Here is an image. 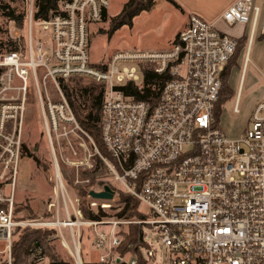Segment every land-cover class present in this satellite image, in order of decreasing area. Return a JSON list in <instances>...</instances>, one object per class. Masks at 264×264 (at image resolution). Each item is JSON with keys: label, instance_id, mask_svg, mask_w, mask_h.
<instances>
[{"label": "built area", "instance_id": "2783aa9c", "mask_svg": "<svg viewBox=\"0 0 264 264\" xmlns=\"http://www.w3.org/2000/svg\"><path fill=\"white\" fill-rule=\"evenodd\" d=\"M109 6L110 0H61L57 14L36 21L46 35L35 44V0H28L26 49L0 54V244L6 264H12L15 233L28 227H54L74 264H85L83 228L100 251L97 263L138 264L133 244L124 254L119 251L122 230L132 224L143 227L144 244L139 250L147 264H157L156 243L168 250V264H264V101L256 104L250 129L236 139L220 130L214 114L220 76L236 52L238 38L220 30L216 21L193 14L170 49L119 52L108 63L94 65L89 54L90 25L102 22ZM219 19L229 26L250 25V47L259 24L264 35V0H235ZM147 64L169 77L156 103L136 100L121 90L130 81L141 82L140 67ZM73 78L91 79L105 87L100 125L109 157L98 149L96 154L110 181L121 186L111 187L115 196L121 191L137 200L146 218L115 214L87 219L81 199L70 196L57 169L56 201L49 204L53 219L41 222L17 210L28 86L32 80L37 84L50 80L60 88L61 80ZM243 78L244 72L235 112H239ZM14 89L23 91L22 100L7 96ZM40 99L47 135L67 138L68 132L62 134L61 129L77 122L66 98L45 102L40 92ZM86 164L93 166L90 161ZM90 191L91 212L108 214L112 200L92 198ZM63 228L70 230L73 248Z\"/></svg>", "mask_w": 264, "mask_h": 264}, {"label": "rangeland", "instance_id": "374dc122", "mask_svg": "<svg viewBox=\"0 0 264 264\" xmlns=\"http://www.w3.org/2000/svg\"><path fill=\"white\" fill-rule=\"evenodd\" d=\"M0 1L8 3V0ZM122 1L110 0L109 17L111 16L110 14L114 15L119 11ZM15 5H17L19 12L25 13L24 27L18 29L14 21L7 19L0 12V41L7 40L8 38L20 40L22 36L25 37L26 46L29 36V27L26 19L28 0H19L18 3L12 4V6ZM136 23V26L121 28L112 35L106 33L109 26L108 21L90 25L89 54L91 63L94 65L108 63L112 60L113 55L119 52H135L142 49L151 51L164 50L170 43V38L177 28L179 19L176 15L167 12L162 2H158L151 11L142 14ZM260 25L258 26L255 38L252 39L251 46L249 47L248 42V46L243 49L244 52L240 51L241 54L239 53L237 55V66L232 69L228 81L229 86L234 91V95L223 106L218 126L231 139L241 137L250 129L252 125V112L259 101H264V35L260 34ZM217 27L234 37H239L243 34L248 36L250 32V25L240 23L227 27L221 21H218ZM33 34L35 44L41 36L46 35L42 27L36 24V20L33 23ZM248 50L249 53L247 54ZM237 57L234 59V62H236ZM246 61V68H244ZM243 72L244 78L239 98V112H235L234 105ZM93 83L97 82L87 78H73L65 80L64 82V85L68 87L69 91L73 92V100L79 106L82 116H85L89 111V101L85 96H82V100H79L78 95L85 88L93 85ZM16 85L19 86L20 84ZM59 85L60 88L50 80L46 82L39 80L38 84L35 80H32L25 97L22 131L23 160L18 183L17 201L21 207L20 211H22L25 217L41 222L53 219V212L49 213V204L56 201V193L54 191L56 169L59 168L60 171V166H62L65 169L72 168L74 170L72 184L64 185H66L65 187L72 198L79 197L83 202L84 195L88 194V190L86 192H84L85 190L78 191L74 186H79V188L83 189V186L89 182L88 179H82L81 174L83 171H89L93 168V166L91 168L88 167L86 163L90 161L94 165L96 160L95 156H98L96 154V149L98 148L94 139L80 124L73 106L60 83ZM40 92L45 102L49 100L52 102H60L65 97L70 104L77 124L71 123L66 128L61 129L60 132L62 134L65 131L68 132L67 138H58L56 134H53V138H50L47 135L44 128L45 124L41 119ZM7 96H20L19 100H22L23 91L19 93L18 89H14ZM29 152H33L41 164L37 165L36 161L28 156ZM70 163L74 164L72 165ZM107 179L111 180L110 175L107 176ZM113 186L116 190L121 188L118 183H113ZM97 187L102 188L103 186L96 183L93 188ZM116 196L114 200L110 201L113 206L108 210V216L120 213L124 207L118 200V195ZM84 201H88V196L85 197ZM141 208L143 210L147 209L144 206H141ZM52 211L54 210L52 209ZM28 228L33 229L34 227ZM46 228L48 227H36L35 229ZM127 231V227H124L122 230L124 239ZM82 232H84L81 242V256L83 261L84 263L97 262L100 251L92 244V237L91 240L88 238L87 229L83 228ZM63 233L67 242L73 248V239L70 230L63 228ZM16 236L17 234H15ZM49 239L50 242L48 245L52 249V253L58 258L60 257L66 260L72 258L70 250L62 247L56 231L49 236ZM46 246L44 245L43 249L41 247L35 249L30 257L34 259V264H48L46 255L49 254L46 251ZM155 247L157 264H168V250L157 243ZM3 249L4 245L0 244V262L2 263L6 260V253H2Z\"/></svg>", "mask_w": 264, "mask_h": 264}, {"label": "trees", "instance_id": "16d2710c", "mask_svg": "<svg viewBox=\"0 0 264 264\" xmlns=\"http://www.w3.org/2000/svg\"><path fill=\"white\" fill-rule=\"evenodd\" d=\"M61 0H35V15L34 19L36 21L48 20L59 12V3ZM158 0H128L122 6L121 10L115 16H112L108 19V15L105 12L103 16V21H108L109 26L106 31L109 35L114 34L116 31L124 27H132L134 25L135 19L141 15L143 12L150 11L156 4ZM175 5L177 8L182 9L181 5L175 0H167ZM19 0H8V3H3L0 1V12L7 19L14 21L18 29L24 27L25 22V13L19 12L17 5L12 6V4L18 3ZM249 36L244 34L238 38V46L234 56L227 63L225 70L222 72L221 78V91L219 99L215 106V117L217 122H219V117L222 112L223 106L225 103L230 100L234 91L229 86V78L231 75L232 69L237 66L238 57L237 55L240 51L248 46ZM25 37H20L18 39L8 38L7 40L0 41V54L5 52H14L25 50ZM244 52V51H243ZM241 54V53H240ZM237 57L236 62L234 59ZM141 73V82L130 81L125 86L121 87V90L124 94L134 97L136 100H148L152 103H156L158 96L165 82L169 79L168 75H159L154 71V66L151 64L142 65L140 67ZM65 80H61L60 84L68 97L77 118L80 121L82 127L89 133L90 136L94 139L96 146L99 152L103 156L109 157V153L102 141L101 136V109L104 101L105 87L101 84L93 83L90 87L85 88L79 95L78 99L82 100V96H85L89 101V111L85 116H82L80 113L79 106L73 100V92L69 91L68 87L64 85ZM28 156L32 157L37 165L41 164L40 160L35 156L33 152H29ZM95 164L93 168L89 171H83L81 174L82 179H88L89 182L85 184L82 188L74 186L76 190L86 192L90 191L96 183H99L101 186L108 184L114 190L113 183L107 179L108 169L101 157L98 155L95 156ZM60 171L63 177L64 184L70 185L74 180V170L72 168H63L60 166ZM71 182V183H70ZM65 185V186H66ZM88 194L84 195L83 202L81 203V208L84 211L85 217L87 219H101L104 216H108L104 211L99 210L95 214L91 212L88 207V204L85 200V197ZM118 200L121 204L124 205L122 211L116 214L118 217L129 218V219H140L146 218L148 215L140 211V203L132 198L131 196L124 194L123 192H118ZM17 210L20 211L21 207L18 205ZM127 235L123 241L122 246L120 247V253L124 254L127 252L128 245L133 244V252L139 254V263L138 264H147V261L144 259L142 252L139 250L140 246L144 244L143 242V227L141 225H128L127 226ZM56 229L54 227H49L46 229H31V228H22L18 229L15 234L12 249L11 257L12 264H34V259L30 258L34 253L35 249L41 247L43 249L44 245H47L46 251L49 255H46L48 264H74V260H66L64 258H58L52 249L49 247V236L55 233ZM3 264H6L4 262ZM85 264H99L97 262H85Z\"/></svg>", "mask_w": 264, "mask_h": 264}, {"label": "crops", "instance_id": "0c3cea01", "mask_svg": "<svg viewBox=\"0 0 264 264\" xmlns=\"http://www.w3.org/2000/svg\"><path fill=\"white\" fill-rule=\"evenodd\" d=\"M127 1L128 0L122 1L119 11L121 10L124 3H126ZM175 1H177L181 5L182 9L177 8L175 5H173L171 2H169L167 0H158L155 4V6H156L158 4V2H162L164 9L167 12H169L170 14L176 15L179 19V23L177 25V28L174 31L172 37L170 38V41H169L170 43L164 50L170 49L173 42L178 37V35L188 27L189 17L193 14L199 15V16H201V17H203L209 21H216V22L221 21L225 26L228 27L229 25H227L222 20H220L219 17L225 11V9L229 5H231L235 0H175ZM119 11L117 13H115L114 15L110 14L111 15L110 17L118 14ZM108 12H109V9L106 12L107 15H108ZM147 12H149V11H147ZM144 13H146V12H143L142 14H144ZM141 15H139L135 19L134 25L132 27L136 26V24H137L136 21L139 19V17ZM110 17L108 15V18H110ZM220 30H222V29H220ZM240 37L241 36H239L237 38H240ZM164 50H159V51H164ZM139 51H151V50L142 49Z\"/></svg>", "mask_w": 264, "mask_h": 264}, {"label": "water", "instance_id": "95a60500", "mask_svg": "<svg viewBox=\"0 0 264 264\" xmlns=\"http://www.w3.org/2000/svg\"><path fill=\"white\" fill-rule=\"evenodd\" d=\"M90 196L95 199L100 200H113L115 196V191L108 184L104 185L103 190L101 191H90Z\"/></svg>", "mask_w": 264, "mask_h": 264}, {"label": "bare ground", "instance_id": "6f19581e", "mask_svg": "<svg viewBox=\"0 0 264 264\" xmlns=\"http://www.w3.org/2000/svg\"><path fill=\"white\" fill-rule=\"evenodd\" d=\"M57 170H58V172H59V174H60L59 168H57Z\"/></svg>", "mask_w": 264, "mask_h": 264}]
</instances>
